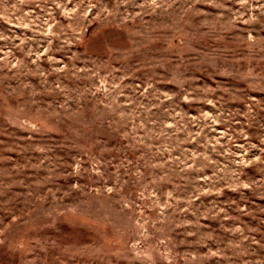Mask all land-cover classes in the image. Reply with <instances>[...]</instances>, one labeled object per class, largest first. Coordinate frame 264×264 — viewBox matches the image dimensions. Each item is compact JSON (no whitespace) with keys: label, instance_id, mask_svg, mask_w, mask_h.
I'll list each match as a JSON object with an SVG mask.
<instances>
[{"label":"rangeland","instance_id":"374dc122","mask_svg":"<svg viewBox=\"0 0 264 264\" xmlns=\"http://www.w3.org/2000/svg\"><path fill=\"white\" fill-rule=\"evenodd\" d=\"M0 264H264V0H0Z\"/></svg>","mask_w":264,"mask_h":264}]
</instances>
